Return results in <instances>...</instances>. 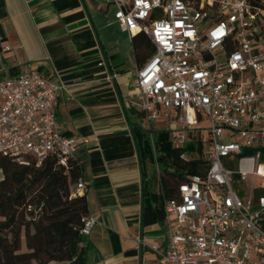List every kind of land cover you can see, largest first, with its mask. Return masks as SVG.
Here are the masks:
<instances>
[{
	"label": "built area",
	"instance_id": "built-area-1",
	"mask_svg": "<svg viewBox=\"0 0 264 264\" xmlns=\"http://www.w3.org/2000/svg\"><path fill=\"white\" fill-rule=\"evenodd\" d=\"M111 1L115 20L154 47L134 80L142 127L151 132L163 120L178 149L208 134L206 172L187 174L164 198L167 241L149 247L160 264H264V194L255 195L256 178L264 182V52L254 50L264 7L250 0ZM10 49L0 43V152L68 167L81 138L62 133L56 116L67 84L36 68L4 76L1 53ZM245 148L256 151L239 155ZM86 190L81 177L75 192ZM83 222L90 235L97 220Z\"/></svg>",
	"mask_w": 264,
	"mask_h": 264
},
{
	"label": "crops",
	"instance_id": "crops-1",
	"mask_svg": "<svg viewBox=\"0 0 264 264\" xmlns=\"http://www.w3.org/2000/svg\"><path fill=\"white\" fill-rule=\"evenodd\" d=\"M111 5L115 8L111 0H0V43L11 47L1 53L2 74L36 68L67 84L55 111L61 132L81 138L76 156L87 190L80 193L86 192L97 220L84 239L87 263L160 264L149 247L167 241L165 217L156 213L153 196L161 189L159 166L141 162L130 125V118L139 123L143 118L134 80L140 67L136 51L147 46L148 37L125 30L111 17ZM254 50L264 52V29L257 31ZM164 126L161 120L146 130L150 141L154 137L155 155Z\"/></svg>",
	"mask_w": 264,
	"mask_h": 264
},
{
	"label": "trees",
	"instance_id": "trees-1",
	"mask_svg": "<svg viewBox=\"0 0 264 264\" xmlns=\"http://www.w3.org/2000/svg\"><path fill=\"white\" fill-rule=\"evenodd\" d=\"M250 1L264 7V0ZM136 52L142 66L154 52L149 37L147 46ZM130 125L141 162L156 161L159 166L161 189L153 196L155 211L164 218V198L173 196L187 174L202 175L208 168L205 135L178 149L169 140V130H160L155 139L159 154L155 155L148 131L131 118ZM261 149L264 162V146ZM183 151L190 157L182 158ZM255 151L245 148L239 155ZM81 177L78 158L68 167L55 158L37 165L31 156L20 160L0 152V264H88L86 235L82 233L83 218L90 215L87 194L72 189ZM259 184L257 197L264 194V182Z\"/></svg>",
	"mask_w": 264,
	"mask_h": 264
},
{
	"label": "rangeland",
	"instance_id": "rangeland-1",
	"mask_svg": "<svg viewBox=\"0 0 264 264\" xmlns=\"http://www.w3.org/2000/svg\"><path fill=\"white\" fill-rule=\"evenodd\" d=\"M114 10H115L114 6L111 5V6H110V15H111L112 18H114ZM207 139H208V134L206 133V134H205V140H207ZM205 148H206V149H209V141L206 142V146H205ZM159 171H160V169H159ZM260 180H261V178H259V177L256 178V184H257V185H259ZM158 182H159V180H158ZM159 183H160V182H159ZM52 264H68V263H67V262H64V263H59V262H58V263H52Z\"/></svg>",
	"mask_w": 264,
	"mask_h": 264
},
{
	"label": "bare ground",
	"instance_id": "bare-ground-1",
	"mask_svg": "<svg viewBox=\"0 0 264 264\" xmlns=\"http://www.w3.org/2000/svg\"><path fill=\"white\" fill-rule=\"evenodd\" d=\"M262 172H264V170L262 169Z\"/></svg>",
	"mask_w": 264,
	"mask_h": 264
}]
</instances>
